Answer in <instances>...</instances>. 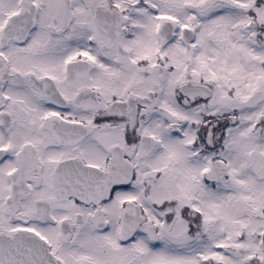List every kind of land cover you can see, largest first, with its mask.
I'll return each mask as SVG.
<instances>
[{"label":"snow or ice","instance_id":"1","mask_svg":"<svg viewBox=\"0 0 264 264\" xmlns=\"http://www.w3.org/2000/svg\"><path fill=\"white\" fill-rule=\"evenodd\" d=\"M0 264H264V0H0Z\"/></svg>","mask_w":264,"mask_h":264},{"label":"flooded vegetation","instance_id":"2","mask_svg":"<svg viewBox=\"0 0 264 264\" xmlns=\"http://www.w3.org/2000/svg\"><path fill=\"white\" fill-rule=\"evenodd\" d=\"M54 107V106H53ZM223 123V122H222ZM210 183V182H209Z\"/></svg>","mask_w":264,"mask_h":264}]
</instances>
